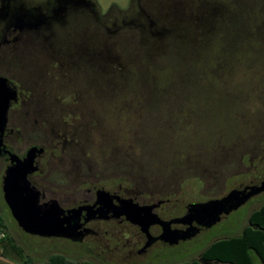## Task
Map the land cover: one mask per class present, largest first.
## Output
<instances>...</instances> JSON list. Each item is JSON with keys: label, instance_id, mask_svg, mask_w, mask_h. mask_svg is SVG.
<instances>
[{"label": "flooded vegetation", "instance_id": "flooded-vegetation-1", "mask_svg": "<svg viewBox=\"0 0 264 264\" xmlns=\"http://www.w3.org/2000/svg\"><path fill=\"white\" fill-rule=\"evenodd\" d=\"M127 2L124 9L112 5L103 11L97 0H0V10L6 8L0 18V77L5 78L7 86L15 92L1 136L0 164H4L1 186L4 172L11 165L8 153L23 160L30 148L42 149L34 159L37 171L27 176L30 186L39 192V204L55 201L63 211L65 227L81 238L64 240L92 253L102 264H151L160 259L164 247L172 246L161 239L162 223L167 224L169 231L193 235L202 230L197 227L195 218L190 217L184 225L178 223L193 207L210 203L208 207H215L218 217H222L227 214L225 211L232 212L234 203L245 196L249 195L243 204L252 206L256 197L264 195V138L252 140L239 151L241 166L247 163L250 171L238 176L236 187L205 203L186 204L181 211L174 192L170 195L163 191L159 198L150 194L138 198L131 189L129 162L124 169L117 165L126 176L114 180L115 185L110 190L97 188L99 185L92 183L80 200L68 204H63L61 197L55 194L53 188L66 183L65 175L57 177L56 172L62 173L63 163H67L70 156H75L72 160L78 159L77 166L85 173L89 171L87 157L98 156L96 148L99 146L111 147L110 157L113 158V151L120 154L117 146H164L163 140L142 137L121 140L122 135L117 133L131 131V115L143 114L148 99L154 95L163 97V93L132 90L147 86L150 78L145 73L132 75L131 67L137 63V56L144 62L150 53L167 60L165 49H188L194 55L196 49L208 48V44L196 43L197 35L205 38L220 33L228 28L223 27L228 20L244 17L243 12L237 13L240 0ZM122 32L126 35L124 39L119 36ZM124 49L130 53L121 60L116 51ZM15 74L23 75L25 82L14 81ZM171 98L177 102L188 97L178 93ZM12 113L33 115L32 125L45 136L23 153H16L10 146L14 135ZM110 115H114L111 119H124L125 123L120 126L124 129L115 128L116 133L108 135L105 129L111 128L107 120ZM171 120L174 124L182 122L186 125L184 129H188L187 113L183 116L177 113ZM101 131H104V139L99 138ZM120 159L125 161L123 154L117 156V160ZM42 161L49 166L53 163L59 169L42 176ZM95 163L99 168L100 163L97 160ZM214 163L208 165L210 186L216 182L215 171H212L216 167ZM110 168L102 172L112 175ZM44 185L49 193L42 189ZM132 205L141 208L142 217L151 223L141 226L130 221ZM72 210L76 212H69ZM194 230L197 232H191Z\"/></svg>", "mask_w": 264, "mask_h": 264}, {"label": "rangeland", "instance_id": "rangeland-1", "mask_svg": "<svg viewBox=\"0 0 264 264\" xmlns=\"http://www.w3.org/2000/svg\"><path fill=\"white\" fill-rule=\"evenodd\" d=\"M127 1L97 0L103 11H107L112 5L124 9ZM238 11V14H244V19H239L243 30H229L228 25H235L237 17L228 20L227 25H223L228 26L227 29L208 36L204 41L208 44L209 53L205 50L198 51L197 55L194 53L193 56L199 60L194 61L188 49H165L167 60L159 59L160 55H154V58L150 53V58L153 57L154 61H150L149 65H146L147 61L140 60V56L136 57L138 64L133 65L150 72L153 80H149L152 83L165 86H157L162 90L153 91L156 94L163 93V97L150 96L143 114L131 115V131L126 134L123 130L117 133L122 135L121 140L142 137L147 140H163L164 146H117L116 149L123 154L125 161L117 160L120 154L114 151L115 158L110 157L111 147L99 146L96 148L98 156L87 155L86 168L89 171L85 173L77 166L78 159L72 160L75 156H70L67 163H63L65 169L62 168V173L56 172L57 177L65 175V185L53 188L63 204L80 200L85 189L90 188L92 183L98 184L97 188L110 190L115 185L114 180L126 176L120 169H124L128 162L132 167L129 175L131 189L137 193L138 198H142V194L159 198L163 191L165 194L174 192V197L180 202V211L186 204L205 203L210 198L224 195L227 190L237 186L238 176L249 173V165L246 163L241 166L239 162V151L243 149V145H250L252 140L264 138V35L254 34L260 28L264 30V2L240 0ZM236 27L237 25L233 28ZM119 36L122 37L120 39L126 38L124 32ZM128 53L130 51L127 49L116 51L121 60L126 59ZM131 55L135 57L132 53ZM139 68L135 69V74L140 73ZM13 77L18 83H24L26 79L21 74ZM132 90L146 91L149 88L144 86L142 89ZM178 93H184L188 98L174 102L171 97L178 96ZM177 113H182V116L188 114L189 120L185 121L188 129L185 130L186 125L180 121L173 123L171 119ZM32 117L33 115L21 113L10 115L14 129L10 146L16 153H23L32 143H39L44 136L42 130L32 125ZM113 117L114 115H110L107 118L111 127L105 129L108 135L116 133L115 128L124 129L121 128L124 126V119L117 121L111 119ZM65 120L70 121L69 118ZM103 134L104 131L99 133L100 139H104ZM95 160L100 163L99 168L96 167ZM211 162L218 163H214L213 166L216 167L212 169L216 180L212 183L216 184L213 189L208 182V165ZM42 163V176H48L59 169L53 163L50 166L45 161ZM117 165L122 168L119 169L120 166ZM0 167V223L3 238L10 242L8 246L0 241V264H20L27 259H31L34 264H44L52 255L63 256L72 264H102L92 253L84 252L80 246L64 239H45L23 233L2 200L1 176L4 164H0ZM109 167L114 172L112 175L102 172L108 171ZM98 173L100 176H97ZM42 189L46 193L50 192L45 185ZM244 204L222 217L219 216L215 225L210 228L199 222L197 227L202 230L190 234L185 241L164 247L160 259L151 264L190 263L199 260L202 251L214 241L239 235L247 226L250 213L264 204V195L256 197L252 206ZM253 261L254 264H261L256 257Z\"/></svg>", "mask_w": 264, "mask_h": 264}, {"label": "water", "instance_id": "water-1", "mask_svg": "<svg viewBox=\"0 0 264 264\" xmlns=\"http://www.w3.org/2000/svg\"><path fill=\"white\" fill-rule=\"evenodd\" d=\"M6 12V8L0 10V18ZM15 92L7 86V80L0 77V146L1 136L6 124V113L9 102L14 100ZM42 149L30 148L23 160H19L16 155L8 153L11 165L5 170L2 179V198L7 206L11 217L23 233L40 238H60L79 241L81 238L73 234L68 227H65V218L61 217L63 211L55 201L39 204V192L32 188L27 180V176L37 171L34 165L36 155H40ZM249 196V195H248ZM248 196L241 201L234 203L232 209L236 210L242 205ZM210 203L193 207L186 217L179 219V224H187L189 218L202 222L204 227L210 228L215 225L218 219L215 207L209 208ZM230 211V209H229ZM225 211V213H229ZM75 213L76 211H69ZM143 210L136 205H132L129 219L136 225L146 226L151 223L142 217ZM201 218V219H199ZM198 219V220H197ZM160 223V222H159ZM163 234L161 239L170 245L185 241L190 237L184 232L169 231L166 223H162ZM197 231V230H194ZM191 231V232H194Z\"/></svg>", "mask_w": 264, "mask_h": 264}, {"label": "trees", "instance_id": "trees-1", "mask_svg": "<svg viewBox=\"0 0 264 264\" xmlns=\"http://www.w3.org/2000/svg\"><path fill=\"white\" fill-rule=\"evenodd\" d=\"M238 23H239V19L236 20L235 25L232 24L228 25L230 26L229 30L240 32L241 30L240 27L242 25ZM236 25L237 27L233 28ZM254 34L264 35L263 28L258 29ZM208 36L210 35H207L205 38H203V36L198 37L197 35L196 43H199L201 45L206 44L207 42L204 41ZM203 50L208 51V53L210 52L209 48L207 49L201 48V49H196L195 54L198 51H203ZM190 56L194 57L193 58L194 61L199 60L196 58V56H193V54ZM153 57L156 58L155 56ZM153 57L152 58L148 57L146 65H149L148 63L154 61ZM161 58L164 57L161 56L159 59ZM132 67H133L132 75H138L135 74V69L139 67L135 65H132ZM139 71L141 74L144 73V70L139 69ZM145 74H147L151 78V79L149 78L150 80H153V77L151 76L150 72L149 73L145 72ZM150 80H148L147 83V86L149 88L148 91L162 90L159 87L161 86L165 87L164 85H159L157 83L154 84ZM3 239H1L0 241L4 245L9 246L10 245L9 240L7 238H5L4 240ZM12 248L15 249V247ZM254 257L258 258L261 264H264V204L250 213L248 217V224L243 228L242 232L239 235L231 238L214 241L202 251V253L199 256V260H193L190 263H181V264H254L253 261ZM20 264H34V263L32 262L31 259H27L21 262ZM44 264H72V262L67 261L63 256L52 255L48 257V259ZM78 264H86V263H78Z\"/></svg>", "mask_w": 264, "mask_h": 264}, {"label": "built area", "instance_id": "built-area-1", "mask_svg": "<svg viewBox=\"0 0 264 264\" xmlns=\"http://www.w3.org/2000/svg\"><path fill=\"white\" fill-rule=\"evenodd\" d=\"M3 239V227L0 225V240Z\"/></svg>", "mask_w": 264, "mask_h": 264}]
</instances>
